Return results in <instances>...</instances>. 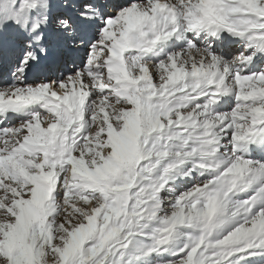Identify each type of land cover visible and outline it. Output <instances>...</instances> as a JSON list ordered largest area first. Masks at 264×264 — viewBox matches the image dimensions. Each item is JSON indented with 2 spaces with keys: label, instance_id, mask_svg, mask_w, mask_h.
<instances>
[{
  "label": "snow or ice",
  "instance_id": "snow-or-ice-1",
  "mask_svg": "<svg viewBox=\"0 0 264 264\" xmlns=\"http://www.w3.org/2000/svg\"><path fill=\"white\" fill-rule=\"evenodd\" d=\"M0 264H264V0H0Z\"/></svg>",
  "mask_w": 264,
  "mask_h": 264
}]
</instances>
